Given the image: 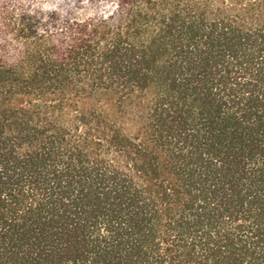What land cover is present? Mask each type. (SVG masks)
Here are the masks:
<instances>
[{
    "label": "trees",
    "instance_id": "1",
    "mask_svg": "<svg viewBox=\"0 0 264 264\" xmlns=\"http://www.w3.org/2000/svg\"><path fill=\"white\" fill-rule=\"evenodd\" d=\"M0 264H264V0H0Z\"/></svg>",
    "mask_w": 264,
    "mask_h": 264
}]
</instances>
